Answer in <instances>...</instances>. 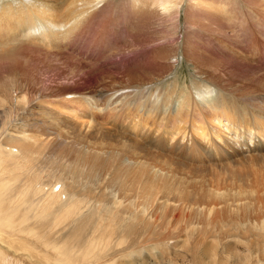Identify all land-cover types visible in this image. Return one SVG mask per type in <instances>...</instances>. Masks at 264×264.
Listing matches in <instances>:
<instances>
[{"label":"bare ground","instance_id":"1","mask_svg":"<svg viewBox=\"0 0 264 264\" xmlns=\"http://www.w3.org/2000/svg\"><path fill=\"white\" fill-rule=\"evenodd\" d=\"M183 16L186 53L199 37L244 50L227 61L243 74L213 62L236 80L198 70L182 90L139 89L131 70L153 53L138 33L170 51ZM263 44L264 0H0L5 62L32 51L72 68L32 88L0 79V264H119L161 246L144 234L195 236L188 264H205V234L211 250L238 238L233 264H264Z\"/></svg>","mask_w":264,"mask_h":264},{"label":"rangeland","instance_id":"2","mask_svg":"<svg viewBox=\"0 0 264 264\" xmlns=\"http://www.w3.org/2000/svg\"><path fill=\"white\" fill-rule=\"evenodd\" d=\"M239 8L240 10L237 11V14L239 16H243V14H248V15L250 14L249 11L247 10L248 7L241 4L239 5ZM181 25H182V32H181L182 39L180 38L181 40L179 39L178 41L174 42L173 47L170 49V51L168 45H166L167 43H162L161 35L155 34L152 35V38H149V32L147 31L144 33H138L141 35L138 39L139 42H141L144 48L147 45H151L152 47L147 48V50L153 53V55H150L148 57V61L146 64L144 62V59H142V63H140L138 67H135L133 70H131L134 73L132 74V78L135 81L133 83L137 84L139 86V89L145 86L152 85V87L154 88L176 87L182 90L185 89V87H189L191 85L193 81V76L196 74L198 70H201L205 73L209 72L211 74H215L224 80L225 79L236 80L232 78L230 73L224 71L223 69L207 71L206 70L207 65L213 62L220 65L228 66L237 76L243 74L244 71L243 68L235 67L232 64L228 63L227 61H232V59H236L239 63H242L243 65H244L243 62L245 63L250 62L249 55H247L244 52V50H240V49L236 50L237 48L234 49L224 44H221L218 47L217 45L219 44L218 41H213L210 44L209 38L203 37L202 39V37H199L197 38V40H195L196 41L195 45L191 46L189 50L190 54L186 53L185 48L181 42L187 39V35H185V33L188 34L189 31L185 29V27H187L188 24L186 23V18L184 16L181 19ZM251 31L252 32L250 33V35L252 39L259 42L260 40L259 37L257 36L256 30L255 31L251 30ZM172 35L173 34H171V36ZM191 37L192 36H190V38ZM217 47L218 49H220V51L217 49ZM227 50H229V52ZM24 52L26 53V55ZM192 54H195V56H192ZM38 55L40 54H37L32 51H23V52L20 51L18 55H15L14 60L8 62H5L4 58L0 57V79L4 80L7 77H11V78L15 77L17 81H21V80L27 81L30 85V88H32L37 82H39L37 79L38 77L39 78L41 77L40 79L44 78L45 80L47 79L58 80L57 78H55L56 73H59L60 71L61 73H65V74L71 73L72 68L67 69L64 65L62 67V63L58 64L57 62H54L52 59L46 58V56L43 54L40 56ZM77 59L79 61L84 60V59L82 60V58H77ZM173 60L174 63L172 62ZM132 67H134V64H132ZM262 68L264 69V66ZM263 73L264 72L260 73V75L262 76ZM52 77H54L55 79H52ZM15 79L13 78V80ZM240 115L242 114H238V116ZM195 117L196 119L202 120L200 115H197ZM254 120L255 118L249 116L247 120L248 126L250 125V123L254 122ZM261 121L264 123L263 120ZM18 123L20 122L18 121L17 124ZM123 127L124 126H122V128ZM124 128L121 130L124 131ZM19 142L23 143L22 141ZM154 152L168 156L166 153H162L158 151H154ZM177 158L186 164H190V165L193 164V166L197 164V162L194 160L186 161L184 158H180V157ZM212 158L214 159L215 157ZM216 158L219 160L220 156H217ZM47 166L52 167V164L49 163L47 164ZM139 225L141 224L139 223ZM205 235L212 238L207 242L201 238L200 243L202 245L198 246L199 249L195 253V257L205 264H211V263L225 264L227 260L231 264H233V256H234L233 254H236L237 251H239V253L240 251L241 252L244 251V246L241 244V241L238 238H232V237L229 238L227 241H225L224 245L220 246L219 248H216V250H211V248H213L212 246L214 243L213 241L214 236L213 234H205ZM146 239L149 241L151 240L160 241L161 246L158 247L157 250H153L149 252L148 245H144V246L141 245L142 247L141 246L137 247L135 249V253L132 254L131 256H123L119 260V264H130V263L155 264L156 262H159L160 264H188L191 260L189 257L194 256L191 251V246L189 242L193 243V241L196 239L195 236L189 237L188 235H186L185 237H181V238H176V236H172L169 239H159L149 234H144L142 240L146 241ZM162 250L165 251V255L159 253ZM252 257L253 259H255L256 254H253Z\"/></svg>","mask_w":264,"mask_h":264}]
</instances>
